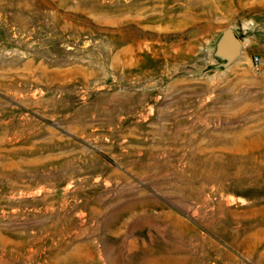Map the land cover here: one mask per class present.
<instances>
[{"label": "rangeland", "instance_id": "374dc122", "mask_svg": "<svg viewBox=\"0 0 264 264\" xmlns=\"http://www.w3.org/2000/svg\"><path fill=\"white\" fill-rule=\"evenodd\" d=\"M0 264H264V0H0Z\"/></svg>", "mask_w": 264, "mask_h": 264}, {"label": "water", "instance_id": "95a60500", "mask_svg": "<svg viewBox=\"0 0 264 264\" xmlns=\"http://www.w3.org/2000/svg\"><path fill=\"white\" fill-rule=\"evenodd\" d=\"M242 41L232 27H226L218 37L213 57L219 62L215 69H225L237 61L241 55Z\"/></svg>", "mask_w": 264, "mask_h": 264}]
</instances>
